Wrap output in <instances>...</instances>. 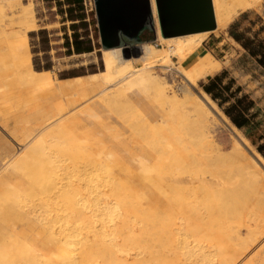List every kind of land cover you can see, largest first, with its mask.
Returning a JSON list of instances; mask_svg holds the SVG:
<instances>
[{"label":"bare ground","instance_id":"1","mask_svg":"<svg viewBox=\"0 0 264 264\" xmlns=\"http://www.w3.org/2000/svg\"><path fill=\"white\" fill-rule=\"evenodd\" d=\"M151 2L162 48L143 43L138 59L125 58L120 48L103 50L101 74L57 84L49 71L32 66L28 37L38 29L32 5L18 16L21 30L6 32L8 58L17 72L26 71L30 88L72 96V106L108 91L85 103V117L64 118L58 106L35 126L11 133L16 149L0 155V264H238L264 235L263 156L255 150L259 163L236 138L228 140L213 109L241 130L206 92L200 97L189 87L218 74L229 60L205 52L184 65L212 35L227 34L241 14L261 10L264 0H213L214 31L169 39ZM159 66H177L181 94L156 74ZM100 106H111L113 117L95 109ZM83 123L94 125L92 137L64 145L49 139L57 128ZM239 191L250 197L247 239L213 220L240 201ZM255 263L264 264L261 252L249 262Z\"/></svg>","mask_w":264,"mask_h":264},{"label":"rangeland","instance_id":"2","mask_svg":"<svg viewBox=\"0 0 264 264\" xmlns=\"http://www.w3.org/2000/svg\"><path fill=\"white\" fill-rule=\"evenodd\" d=\"M26 5H32L34 16L38 21V29L31 32L28 37V45L32 52V66L36 71H49L56 84L64 77L73 79L81 75L101 74L104 71V48L100 38L95 0H4L0 2V51L3 58L0 64V155L2 157H8L11 148H15L10 135L17 126L22 129L29 124L35 126L36 122L34 121L40 118L44 112L51 110L53 115L57 112H53V110L58 106H62L61 114L65 115L64 118L74 115L85 117V114L81 113L82 110L87 105L99 101L108 91L93 92L82 99L78 105L72 106L70 105L73 100L72 96L55 95L40 88H30L26 71L19 70L20 72H17L15 63L8 58L11 50L6 38V32L14 33L21 30L17 19ZM247 14L248 20L242 25L243 29L252 28L257 31L264 25V4L261 10H250ZM253 22L255 23L253 24ZM140 38L142 44L155 42L157 47L162 48V44L157 41L158 37L151 30L145 31ZM261 38L264 39V32L261 34ZM232 39L228 29L227 34L212 35L201 50L212 53L218 60L224 62L229 60L218 74L227 72V80L235 79L237 84L242 86L245 92L249 93L257 102L261 118L264 120V72L256 62L247 59L245 50L237 46L235 40ZM77 44L81 48L80 53L76 51ZM132 58L134 57L132 56ZM189 64L190 59L184 63L185 66ZM141 65V62L136 63V67ZM176 67L159 66L155 72L165 78L178 94H181L183 80ZM202 82L207 83L208 81L204 79L197 86L189 85L191 90L200 97L204 96V90L200 85ZM87 101L89 102L86 103ZM109 107L107 110L112 108ZM95 109L97 111L100 109L104 116L113 117V114L109 115L102 106ZM213 112L223 121L226 138L228 140L231 137L236 138L247 153L259 162L255 152L256 148L247 145L241 139L242 134L245 136L244 131L241 133L236 131L223 119L218 110L213 109ZM17 116L19 117L17 118ZM6 120H8L7 125L5 124ZM93 129L94 125L86 123L72 128L63 127L60 130L57 128L50 133L49 139L55 140L60 145L67 144L69 141H72V144L76 139L85 140L92 137ZM104 135L108 136V133ZM16 147L20 148L18 145ZM1 156L0 164L2 163ZM261 166L264 170V166ZM235 194V198L238 196L240 201L234 200L221 213L213 216L214 225L239 229L242 237L247 239L248 230L245 224L249 220L250 197L244 191ZM233 244H236V241ZM245 244L249 246L250 241H246ZM259 252L264 256V235L253 244L251 243L240 256L238 264H249Z\"/></svg>","mask_w":264,"mask_h":264},{"label":"water","instance_id":"3","mask_svg":"<svg viewBox=\"0 0 264 264\" xmlns=\"http://www.w3.org/2000/svg\"><path fill=\"white\" fill-rule=\"evenodd\" d=\"M163 38L214 31L217 28L213 0H156ZM104 50L120 48L125 58H140L141 35L157 37L151 0H95Z\"/></svg>","mask_w":264,"mask_h":264},{"label":"trees","instance_id":"4","mask_svg":"<svg viewBox=\"0 0 264 264\" xmlns=\"http://www.w3.org/2000/svg\"><path fill=\"white\" fill-rule=\"evenodd\" d=\"M246 20H248V14L244 13L231 24L229 34L245 50L247 59L256 62L264 72V39L261 38L264 25L257 31L252 28L243 29L242 23ZM76 51L81 52L78 44ZM203 53L205 52L200 49L190 58V64ZM227 79L228 73L223 72L214 77H208V82H202L200 85L231 123L239 130L244 131L245 137L264 158V120L261 118L257 102L249 93L245 92L242 86L237 84L235 79Z\"/></svg>","mask_w":264,"mask_h":264},{"label":"crops","instance_id":"5","mask_svg":"<svg viewBox=\"0 0 264 264\" xmlns=\"http://www.w3.org/2000/svg\"><path fill=\"white\" fill-rule=\"evenodd\" d=\"M247 13V12H246ZM244 14V13H243ZM246 21H244L243 23H242V25L245 23Z\"/></svg>","mask_w":264,"mask_h":264}]
</instances>
